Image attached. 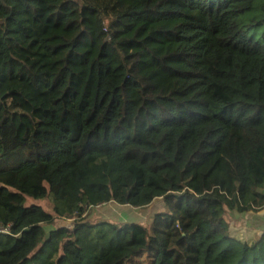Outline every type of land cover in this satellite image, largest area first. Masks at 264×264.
<instances>
[{"label": "trees", "instance_id": "16d2710c", "mask_svg": "<svg viewBox=\"0 0 264 264\" xmlns=\"http://www.w3.org/2000/svg\"><path fill=\"white\" fill-rule=\"evenodd\" d=\"M229 210L264 211V0H0V264H264Z\"/></svg>", "mask_w": 264, "mask_h": 264}, {"label": "rangeland", "instance_id": "374dc122", "mask_svg": "<svg viewBox=\"0 0 264 264\" xmlns=\"http://www.w3.org/2000/svg\"><path fill=\"white\" fill-rule=\"evenodd\" d=\"M14 164L15 163H12V166ZM160 201L152 203L150 207L138 208V209H135L134 207H130V206H118L114 203H111V204L109 203L103 206V207H106L105 210L109 212V214L105 218H108L109 220H113L119 223L137 222L145 226H151L153 223L154 215L158 213V211L160 210V207L162 209V205H160ZM45 203L47 204L46 201ZM95 208H93V210ZM100 212L101 210H98L97 213L95 214L93 211H91L92 213L91 218L95 219L93 216L97 215ZM239 214L247 222L251 223V225L247 226L245 222L243 223L233 222V219L237 217V212H235V210H229L228 212L225 213V220L230 225V228L239 227L238 231L246 232L243 238H246L249 235L255 234L254 231H256V227H254V225L252 224L256 222V220L258 219V216L261 213L243 214L239 212ZM115 216L117 218H115ZM131 264H150V262H149L148 256L144 255L141 258L132 259Z\"/></svg>", "mask_w": 264, "mask_h": 264}, {"label": "crops", "instance_id": "0c3cea01", "mask_svg": "<svg viewBox=\"0 0 264 264\" xmlns=\"http://www.w3.org/2000/svg\"><path fill=\"white\" fill-rule=\"evenodd\" d=\"M112 203L116 204L115 202H112ZM105 205H107V204H100V205H98L95 208V210H93V212L95 214L97 213L98 210H101L100 213H98L97 215L93 216L95 219L98 218V217L103 218V219H108V218H105L109 214V212H107L105 210L106 207H103ZM118 206H121V205H118ZM160 211H161V207H160V210L158 212H160ZM235 212H237V217L233 219V222H239V223L245 222L247 224V226L251 225V223L247 222L244 218L241 217V215L239 214L238 211L235 210ZM115 218H117V217L115 216ZM111 221H113V220H111ZM114 222H116V221H114ZM252 225H254V227H256V231H254L255 234L262 235L264 233V211L261 212V214L258 216V219L256 220V222L254 224H252ZM230 229H231V231L233 232V234L235 236H238L240 238H243V236L246 234V232L238 231L239 227H232ZM252 235H254V234H252ZM252 235H249L248 237H250ZM248 237H246V238H248ZM243 239H245V238H243Z\"/></svg>", "mask_w": 264, "mask_h": 264}, {"label": "built area", "instance_id": "2783aa9c", "mask_svg": "<svg viewBox=\"0 0 264 264\" xmlns=\"http://www.w3.org/2000/svg\"><path fill=\"white\" fill-rule=\"evenodd\" d=\"M27 208H31L33 206H44L46 209V204L44 200L41 199H35L32 197L27 196L26 197V203H25ZM10 230V227H2L0 226V233H8Z\"/></svg>", "mask_w": 264, "mask_h": 264}, {"label": "clouds", "instance_id": "9594fccd", "mask_svg": "<svg viewBox=\"0 0 264 264\" xmlns=\"http://www.w3.org/2000/svg\"><path fill=\"white\" fill-rule=\"evenodd\" d=\"M160 198V200L162 201V200H164V198L163 197H159ZM159 200V201H160ZM45 201V200H44ZM160 201V202H161ZM46 204V203H45ZM163 206V205H162ZM41 207H43L44 209H45V207L44 206H41ZM91 209H93V208H91ZM47 212H50V210H49V208H48V206H47V204H46V209H45ZM95 210V209H94ZM252 212H249V213H243V214H251Z\"/></svg>", "mask_w": 264, "mask_h": 264}, {"label": "water", "instance_id": "95a60500", "mask_svg": "<svg viewBox=\"0 0 264 264\" xmlns=\"http://www.w3.org/2000/svg\"><path fill=\"white\" fill-rule=\"evenodd\" d=\"M159 200H160V198H157V199H155V202H158ZM164 203H165L164 200H162V201L160 202L161 205H164Z\"/></svg>", "mask_w": 264, "mask_h": 264}]
</instances>
